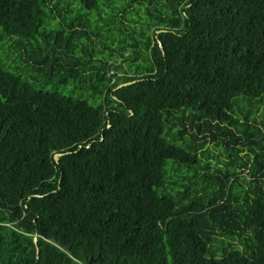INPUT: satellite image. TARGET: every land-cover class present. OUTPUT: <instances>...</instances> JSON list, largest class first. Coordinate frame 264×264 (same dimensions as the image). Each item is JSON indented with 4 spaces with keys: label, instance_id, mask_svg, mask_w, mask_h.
Returning <instances> with one entry per match:
<instances>
[{
    "label": "trees",
    "instance_id": "1",
    "mask_svg": "<svg viewBox=\"0 0 264 264\" xmlns=\"http://www.w3.org/2000/svg\"><path fill=\"white\" fill-rule=\"evenodd\" d=\"M124 2L88 31L56 0H0V41L57 79L0 59V264H264V0Z\"/></svg>",
    "mask_w": 264,
    "mask_h": 264
},
{
    "label": "rangeland",
    "instance_id": "2",
    "mask_svg": "<svg viewBox=\"0 0 264 264\" xmlns=\"http://www.w3.org/2000/svg\"><path fill=\"white\" fill-rule=\"evenodd\" d=\"M56 1L59 2V7L63 8L62 9L63 11L66 10L65 12H67L68 14V17H67L68 19L75 17V16H81L83 19H86L87 25L85 28H87L88 31L95 30L96 26H98L99 28L100 25H103L102 18H104L105 20L107 17L110 18V15L113 12L119 11V8L122 9L121 11H123L124 3H125L124 0H99V6L100 8H102V18L99 19L98 12L95 9H90V10L86 9L78 0H56ZM141 8L142 9L138 11L140 15L143 12V7ZM139 14L137 15L135 13V10L131 7L128 10V16L126 17V19H130L129 17L130 15L133 20H137L139 17ZM126 19L122 18V15L121 16L117 15L115 19L116 20V30L114 29L115 28L114 27L115 24H114L110 26V29L112 30V32H109L110 34L109 33L104 34L100 32L103 35V38H104L103 41L107 39V42H109L111 44V47H113L114 49L116 48L114 46L116 45L117 42L115 40V44L111 43V36L113 34L114 35L116 34L117 36H119V33H118L119 31H117V27L118 28L123 27V25L120 23L119 20H121L122 22H124V24H126L128 23ZM56 21L57 20H52V19L49 20L48 21L49 27H53V28L56 27V23H55ZM139 27L140 25H138L136 29H139ZM122 29L124 30L125 28L123 27ZM1 33H2V30L0 28V36H1ZM120 37H122V35H120ZM9 41H10V38L8 37H6L5 40L0 41V59H3V60L5 59L9 64L17 68V69H14L15 72H19L24 79H27L29 82H32L33 84H35L36 86L42 89H52L55 86H57V79L55 77H52L50 81H48L47 73L45 71H39V72L27 71V70H33L34 68L31 65H29L26 68L27 60H26V55L22 53L23 51L22 48H20L18 51L17 49H15V46L12 45ZM101 46H102L101 44L96 43L95 39L89 42V50L93 51L94 53H96L98 50V52H102V54L107 57H109V53H111L110 58L113 62H115L116 64L122 63L123 68L125 70L128 69L127 63L129 61L126 58L128 57L133 58V55L130 56L132 53L129 49L123 50L122 56H120L121 54H119L118 52L114 54V52H111L110 49L108 48L104 49ZM16 60H18L17 64L15 62ZM61 85L62 86H60L59 88L62 91L67 90L68 87L75 88L74 82L70 83L69 85H64V83H61ZM77 90L80 91L81 88H78ZM81 91L84 93L83 88ZM205 149L208 151V154H210L211 156L210 161H209V168L214 169L216 166H221V167L224 166L222 163L223 160H226V155H225L226 153H225L224 147L216 144V141H211L207 137ZM239 182L242 183V181H239ZM237 189H240V188L237 187Z\"/></svg>",
    "mask_w": 264,
    "mask_h": 264
},
{
    "label": "water",
    "instance_id": "3",
    "mask_svg": "<svg viewBox=\"0 0 264 264\" xmlns=\"http://www.w3.org/2000/svg\"><path fill=\"white\" fill-rule=\"evenodd\" d=\"M128 83H130V82L123 83V84H121V85H119V86H123V85H126V84H128ZM61 155H62V153H55V154H54V159H55V160H58V158H59ZM33 240H34V242H35V244H36V241H37L36 236H34ZM52 241H53V243H55L56 245H59L60 247H62V245L59 244L56 240H52ZM91 260H92V258L89 259V262H91Z\"/></svg>",
    "mask_w": 264,
    "mask_h": 264
}]
</instances>
